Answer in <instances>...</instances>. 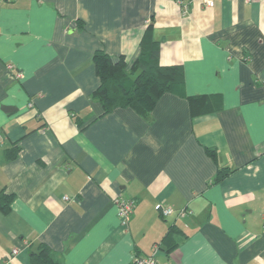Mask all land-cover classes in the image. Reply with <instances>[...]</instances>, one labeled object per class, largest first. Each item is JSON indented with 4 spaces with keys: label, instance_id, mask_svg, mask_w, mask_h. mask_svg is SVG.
Returning a JSON list of instances; mask_svg holds the SVG:
<instances>
[{
    "label": "crops",
    "instance_id": "0c3cea01",
    "mask_svg": "<svg viewBox=\"0 0 264 264\" xmlns=\"http://www.w3.org/2000/svg\"><path fill=\"white\" fill-rule=\"evenodd\" d=\"M186 5L0 0V191L14 196L0 264H30L40 244L59 264H135L155 246L157 264H264V0ZM148 25L183 84L147 114L102 115L94 51L130 66ZM215 94L217 111L190 104ZM116 198L135 203L127 225Z\"/></svg>",
    "mask_w": 264,
    "mask_h": 264
},
{
    "label": "trees",
    "instance_id": "16d2710c",
    "mask_svg": "<svg viewBox=\"0 0 264 264\" xmlns=\"http://www.w3.org/2000/svg\"><path fill=\"white\" fill-rule=\"evenodd\" d=\"M139 55L128 66L123 56L110 57L102 50L94 51L92 62L99 85L92 93V99L99 103L102 115L118 108H132L147 114L155 106L158 99L165 93L180 86L184 82L181 65L162 66L159 63V42L153 37L152 25H148L140 39ZM191 106H198L199 114L214 112L221 109L220 95L196 96L190 98ZM14 150L7 151L6 158L15 157ZM215 159V152L207 150ZM230 172L227 168H219L214 177L215 182L222 180ZM14 196L0 191V212L10 211ZM181 231L171 226L162 239L166 252L176 248L174 236ZM30 264H59L56 255L43 244L38 251L29 254Z\"/></svg>",
    "mask_w": 264,
    "mask_h": 264
},
{
    "label": "built area",
    "instance_id": "2783aa9c",
    "mask_svg": "<svg viewBox=\"0 0 264 264\" xmlns=\"http://www.w3.org/2000/svg\"><path fill=\"white\" fill-rule=\"evenodd\" d=\"M189 0H176L177 4L183 9L186 10L187 5L186 3ZM214 1L215 0H201V2L207 6V7H213L214 5ZM20 77V74H18ZM264 84V81H263ZM66 199V198H65ZM115 205L117 207V216L120 220V223L122 225H127V223L129 222L131 216H132V212L135 206V203L133 200H125L122 198H116L114 200ZM159 212L160 215L163 217L169 216L170 214L173 213V210L171 208L168 207H163V206H159ZM180 215H183L184 212H180ZM157 251V246L154 247V251L152 252V254L147 255V256H143V257H137L135 259V264H157L156 263V259H155V253ZM13 254H17L18 250L17 249H13L12 250Z\"/></svg>",
    "mask_w": 264,
    "mask_h": 264
}]
</instances>
